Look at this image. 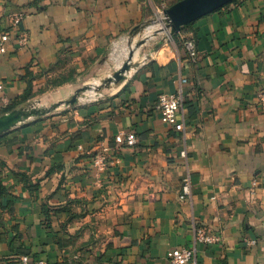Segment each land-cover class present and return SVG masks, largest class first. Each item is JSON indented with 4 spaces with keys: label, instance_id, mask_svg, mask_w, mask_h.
<instances>
[{
    "label": "crops",
    "instance_id": "1",
    "mask_svg": "<svg viewBox=\"0 0 264 264\" xmlns=\"http://www.w3.org/2000/svg\"><path fill=\"white\" fill-rule=\"evenodd\" d=\"M162 3L0 0V41L11 36L0 51V117L46 111L0 134V264L23 254L48 264H168L182 247L196 250L188 264L264 263V0H235L176 34L161 11L160 42L135 65L152 36L128 48L124 80L106 83L124 42ZM179 92L169 126L156 105ZM121 132L137 144L99 171L96 155ZM197 227L221 243H197Z\"/></svg>",
    "mask_w": 264,
    "mask_h": 264
},
{
    "label": "built area",
    "instance_id": "2",
    "mask_svg": "<svg viewBox=\"0 0 264 264\" xmlns=\"http://www.w3.org/2000/svg\"><path fill=\"white\" fill-rule=\"evenodd\" d=\"M20 19L15 21V25H19ZM11 36L5 33L1 37L0 51L6 52L7 46L10 43ZM28 39L25 35L17 37V42L20 46H24ZM185 49L188 56L192 59L196 58L197 48L196 42L192 39H188L185 42ZM4 90V84L0 82V93ZM261 103L264 106V92L260 94ZM184 97L181 92L172 94H162L157 102L156 109L161 114V121L169 126H176L178 122V114L183 107ZM5 98H0V107L5 104ZM116 146L114 148L105 147L101 153L97 154L94 163L99 171H104L107 167V162L118 151H121L124 147H133L137 144V138L133 133L121 132L115 137ZM184 195L190 194V184L186 182L183 186ZM196 242L203 245H216L221 243V237L211 232L206 227H197L195 231ZM255 244V242H250ZM196 257V250L191 247H182L171 249L167 254L168 264H188L193 262ZM13 264H48L44 260L32 261L30 256L23 254L18 256ZM264 264V263H260Z\"/></svg>",
    "mask_w": 264,
    "mask_h": 264
},
{
    "label": "water",
    "instance_id": "3",
    "mask_svg": "<svg viewBox=\"0 0 264 264\" xmlns=\"http://www.w3.org/2000/svg\"><path fill=\"white\" fill-rule=\"evenodd\" d=\"M235 0H182L166 10L164 15L169 22L168 27L171 29V34H176L181 29L189 25L199 18L208 15L220 8L226 6ZM132 53L130 54L127 62L121 66V68L115 72L114 76L108 78L106 83H119L124 80L128 71L131 68ZM90 87H84L77 91L75 97L69 104H74L80 94H84ZM46 113L45 110L39 109H20L9 113L6 116L0 117V134L8 131L11 127L15 126L19 122L29 119L31 117L42 116Z\"/></svg>",
    "mask_w": 264,
    "mask_h": 264
},
{
    "label": "rangeland",
    "instance_id": "4",
    "mask_svg": "<svg viewBox=\"0 0 264 264\" xmlns=\"http://www.w3.org/2000/svg\"><path fill=\"white\" fill-rule=\"evenodd\" d=\"M171 1L172 0H163L162 6H160V9L158 10V13H157V19L154 17L152 21L145 23L140 28V32L138 34H136L135 36L129 38L126 42H124V45H126V47H127V48L124 47V51H123V53L124 52L126 53V56L124 57V58H126L129 55V49L128 48L137 46V44H139L143 40L146 41L148 39V37H147L148 36L147 35L148 28L155 27V30L150 34L152 36L150 41L148 40V42L146 44H144L143 46H141L139 48L138 59H136L133 62L134 65L139 63L141 61V59L146 56L148 51L155 46L156 43L160 42V39L158 38V36H159V34H162L161 32H164V24L160 20V17L162 16L161 11H163V14H164V10H166L167 8L172 6V5H170ZM114 49L115 48H113V50H112L113 52H114ZM121 65H122V63H121ZM100 92H102V91H100Z\"/></svg>",
    "mask_w": 264,
    "mask_h": 264
},
{
    "label": "bare ground",
    "instance_id": "5",
    "mask_svg": "<svg viewBox=\"0 0 264 264\" xmlns=\"http://www.w3.org/2000/svg\"><path fill=\"white\" fill-rule=\"evenodd\" d=\"M154 30H155V27H150V28H148V32H147L148 37L151 36L150 34H151ZM123 51H124V50H122V52H118V54L116 55L115 60H116L117 66H120V65H121L122 60H123L124 57L126 56V53H125V52L123 53ZM136 58H137V53H136L134 59H136ZM137 59H138V58H137ZM91 89H92V88H91Z\"/></svg>",
    "mask_w": 264,
    "mask_h": 264
},
{
    "label": "trees",
    "instance_id": "6",
    "mask_svg": "<svg viewBox=\"0 0 264 264\" xmlns=\"http://www.w3.org/2000/svg\"><path fill=\"white\" fill-rule=\"evenodd\" d=\"M180 1H182V0H172L170 5H174V4H176V3L180 2ZM29 95H30V89L24 94L23 100H26ZM15 107H16L15 105L14 106H10L8 109L11 110V109H13ZM1 190H3V187H2V185L0 183V191Z\"/></svg>",
    "mask_w": 264,
    "mask_h": 264
}]
</instances>
